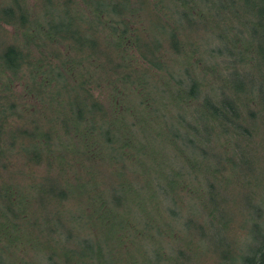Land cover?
<instances>
[{"label":"trees","instance_id":"trees-1","mask_svg":"<svg viewBox=\"0 0 264 264\" xmlns=\"http://www.w3.org/2000/svg\"><path fill=\"white\" fill-rule=\"evenodd\" d=\"M263 128L264 0H0V264H264Z\"/></svg>","mask_w":264,"mask_h":264},{"label":"rangeland","instance_id":"rangeland-1","mask_svg":"<svg viewBox=\"0 0 264 264\" xmlns=\"http://www.w3.org/2000/svg\"><path fill=\"white\" fill-rule=\"evenodd\" d=\"M261 144L264 146V128L262 129V142H261ZM258 182L264 186V175H261L260 176V178L258 179ZM258 189H259L258 190V192H259V198H258V200L261 201L263 203V205H264V187H261V188H258ZM232 203L233 204L236 203V192H234L232 194ZM233 204H232V206H233ZM42 264H45V263H42Z\"/></svg>","mask_w":264,"mask_h":264}]
</instances>
